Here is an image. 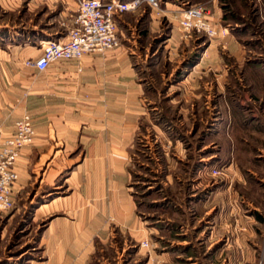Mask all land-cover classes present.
Instances as JSON below:
<instances>
[{"label": "rangeland", "instance_id": "1", "mask_svg": "<svg viewBox=\"0 0 264 264\" xmlns=\"http://www.w3.org/2000/svg\"><path fill=\"white\" fill-rule=\"evenodd\" d=\"M184 3L205 6L210 22L228 34L187 38L170 13L146 4L124 15L122 34L139 46L137 70L150 113L135 136L126 182L140 225H112L89 264H264V78L253 82L251 96L245 91L249 74L264 77V0H162L170 9ZM77 10L61 20L63 33ZM14 15L0 6L1 24L17 21ZM236 115V138L246 142L237 140L238 166L230 139ZM120 116L110 114V123ZM66 177L59 176L57 188L30 184L13 208L0 211V264L47 260L43 237L60 218L77 217V205L68 213L62 199L51 203L69 194ZM86 207L88 213L98 208ZM105 219L115 221L108 212Z\"/></svg>", "mask_w": 264, "mask_h": 264}, {"label": "crops", "instance_id": "2", "mask_svg": "<svg viewBox=\"0 0 264 264\" xmlns=\"http://www.w3.org/2000/svg\"><path fill=\"white\" fill-rule=\"evenodd\" d=\"M77 1L0 0L1 11L19 15L17 21L6 18L0 23V121L5 123L4 136L14 132V122L25 112L33 117L36 129L34 142L22 150L15 165L19 178L13 199L30 184L60 187L55 186L59 176L67 174L64 185L69 194L51 203L62 199L60 203L70 205L68 213L71 205H77L72 213L76 220L72 216L73 220L60 218L43 237L47 260L30 264H89L99 242L108 240L112 225L121 230L140 225L126 182L135 136L142 127V116L150 113L143 104L145 89L137 70L134 50L139 46L127 42L131 37L122 34L124 15L129 12L117 16L119 47L82 59L60 60L44 72L27 65L42 53L45 41L65 38L61 20L77 10ZM249 75L252 84L245 91L251 96L253 82L264 77ZM74 98L81 103L77 107L74 103L79 101ZM237 102L234 98L229 102L232 113L237 112ZM221 104L226 112L225 102ZM110 114L121 115L120 122L110 123ZM235 117L230 127L234 156H229L238 166L237 140L246 142L236 138L240 129ZM32 178L36 181L30 183ZM76 195L80 196L77 202ZM88 205L98 208L84 212ZM107 212L115 221L105 219Z\"/></svg>", "mask_w": 264, "mask_h": 264}, {"label": "built area", "instance_id": "3", "mask_svg": "<svg viewBox=\"0 0 264 264\" xmlns=\"http://www.w3.org/2000/svg\"><path fill=\"white\" fill-rule=\"evenodd\" d=\"M146 4L157 14H171L189 38L205 34L209 38L225 37L227 28L218 29L209 20L208 9L203 5L184 3L177 9L163 7L162 0H78V10L65 38L49 39L42 53L27 65L38 72L46 71L53 63L65 59H82L92 53H105L121 45L117 16L136 11ZM4 121H0V211L14 206L13 189L19 174L15 168L22 150L36 137L34 120L28 112L14 122V132L4 136Z\"/></svg>", "mask_w": 264, "mask_h": 264}]
</instances>
